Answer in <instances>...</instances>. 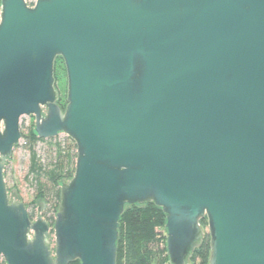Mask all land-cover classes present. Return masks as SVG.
Instances as JSON below:
<instances>
[{
  "label": "water",
  "instance_id": "obj_1",
  "mask_svg": "<svg viewBox=\"0 0 264 264\" xmlns=\"http://www.w3.org/2000/svg\"><path fill=\"white\" fill-rule=\"evenodd\" d=\"M22 116L76 146L52 225L5 185ZM148 202L168 264H189L202 219L209 264H264V0H0L4 263L116 264L125 207Z\"/></svg>",
  "mask_w": 264,
  "mask_h": 264
},
{
  "label": "trees",
  "instance_id": "obj_2",
  "mask_svg": "<svg viewBox=\"0 0 264 264\" xmlns=\"http://www.w3.org/2000/svg\"><path fill=\"white\" fill-rule=\"evenodd\" d=\"M28 5L32 6L33 2H28ZM56 59L61 60L59 57ZM57 103L63 111L66 102L61 104L59 94ZM20 133L31 153L28 174L36 190L35 197L45 200L46 204L53 201V214L47 217L52 224L59 204L60 185L74 174L76 146L67 136L40 139L34 130ZM37 142L47 143L51 149L52 156L47 164L38 159L33 149ZM29 215L31 218V212ZM164 221L165 215L153 203L126 206L119 221L116 264H168ZM200 225L207 227L206 219H202ZM209 252V238L205 233L189 264H209ZM0 264H5L1 257Z\"/></svg>",
  "mask_w": 264,
  "mask_h": 264
},
{
  "label": "rangeland",
  "instance_id": "obj_3",
  "mask_svg": "<svg viewBox=\"0 0 264 264\" xmlns=\"http://www.w3.org/2000/svg\"><path fill=\"white\" fill-rule=\"evenodd\" d=\"M33 2L34 0H25ZM53 76L55 79V88L59 94L61 104L65 105L67 80L63 61L56 59L53 68ZM20 131L27 133L29 130L34 129V117L22 116L19 122ZM64 134H59L57 137L63 138ZM38 159L47 164L52 154L51 149L47 143L37 142L33 147ZM30 149L24 139H20L19 143L15 146L12 156L6 162L4 167V181L7 191L10 193L15 201L22 202L28 213L31 212L32 219L37 216V209L40 203L44 204L41 216L47 221V217L53 214L52 205L53 201L47 204L43 199L35 197L36 190L32 182L31 175L28 174L30 163ZM48 222V221H47ZM49 223V222H48ZM50 224V223H49ZM52 225V224H50ZM204 232H207V227H202ZM161 245V243H160ZM161 248V246H160Z\"/></svg>",
  "mask_w": 264,
  "mask_h": 264
},
{
  "label": "built area",
  "instance_id": "obj_4",
  "mask_svg": "<svg viewBox=\"0 0 264 264\" xmlns=\"http://www.w3.org/2000/svg\"><path fill=\"white\" fill-rule=\"evenodd\" d=\"M35 0L33 1V4H34ZM33 6V5H32Z\"/></svg>",
  "mask_w": 264,
  "mask_h": 264
},
{
  "label": "flooded vegetation",
  "instance_id": "obj_5",
  "mask_svg": "<svg viewBox=\"0 0 264 264\" xmlns=\"http://www.w3.org/2000/svg\"><path fill=\"white\" fill-rule=\"evenodd\" d=\"M54 87H55V82H54ZM56 89V88H55Z\"/></svg>",
  "mask_w": 264,
  "mask_h": 264
}]
</instances>
